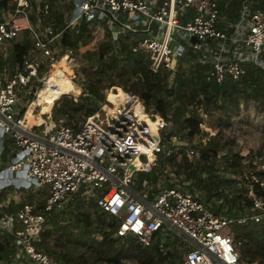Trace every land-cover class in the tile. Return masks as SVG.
Instances as JSON below:
<instances>
[{
  "label": "built area",
  "instance_id": "1",
  "mask_svg": "<svg viewBox=\"0 0 264 264\" xmlns=\"http://www.w3.org/2000/svg\"><path fill=\"white\" fill-rule=\"evenodd\" d=\"M69 1L68 16L56 26L53 0H0V153L7 136L17 147L3 170L12 176L18 172L29 185L47 186L49 193L39 210L21 203L16 221L0 212V221L9 222L6 229L14 235L15 249L0 264H58L38 244L53 211L75 197L91 198L96 209L112 218L115 239L133 238L143 246L158 240L167 250L168 242L175 245L169 238L172 230L187 242L181 247L176 242L178 264H243L232 228L264 221V197L256 196L250 186V206L227 205L225 199L189 188L196 177L179 179L181 172L169 160L183 152L199 157V152L190 140L168 130L167 114L147 108L139 95L111 84L98 110L81 119L66 110L50 124L33 126L25 115L60 59L72 69L71 81L79 80L74 84L80 94H91L89 81L78 76L76 49L62 43L64 32L77 34L84 25L120 57L128 52L142 56L150 71L166 74L168 86L188 67L185 60L203 66L205 82L220 84L240 80L249 68L264 70V10L254 9L253 0H243L237 19L225 21L220 0ZM113 22L120 26L114 35L100 33L98 23ZM181 37L194 57H188ZM25 43L21 59L14 61L15 46ZM23 93L34 98L24 104ZM44 114L49 118L51 111ZM141 173H152V179L136 178ZM251 173L250 180L263 189L264 178ZM165 174L166 186L161 179Z\"/></svg>",
  "mask_w": 264,
  "mask_h": 264
},
{
  "label": "rangeland",
  "instance_id": "2",
  "mask_svg": "<svg viewBox=\"0 0 264 264\" xmlns=\"http://www.w3.org/2000/svg\"><path fill=\"white\" fill-rule=\"evenodd\" d=\"M69 0H53L55 10V21L58 22V17L64 19L68 16V11L70 8ZM230 0H220L219 6L221 4H228ZM257 4V3H256ZM221 19L227 21L229 15L225 13L224 10L220 9ZM98 27L109 35H114L117 27H120L116 22L113 24L98 23ZM174 34H178V31L174 30ZM97 37V38H96ZM92 34L85 32L82 35V40L77 46L76 56L74 61L77 62V70L79 71L78 76H82L85 80H88L90 84L94 83L98 88L100 93H106L109 91L108 87L111 84H117V72H121L124 67L123 57L116 54L113 51L112 45L108 42L102 43V39ZM180 41L186 46L187 53V43L185 38L181 37ZM106 46V47H105ZM103 48V49H102ZM114 53H113V52ZM102 52V58L100 60L99 53ZM111 52V53H110ZM117 63L116 68H111L109 64L111 61ZM184 65L188 64V67L182 69V74H186V77H190L189 69L191 65L188 60H185ZM60 68V67H59ZM94 69L96 71H94ZM99 70H105L104 73H99ZM72 71V70H71ZM262 77H264V70H262ZM58 75L60 79L51 80V84H55L56 88H52L51 84L48 87L47 82L39 91L38 97L35 100L36 109H33L35 115V122L42 123L45 121L50 124L55 121L53 110L58 106L63 104V100L66 96L68 100H72L73 103L85 102L88 106H92L94 110H98L99 105L104 101L103 97H94L92 94L82 95L80 94V87L74 83H79V80L69 81L62 73L58 70L52 72L51 74ZM72 72H70V77ZM66 80V83L64 82ZM114 82V83H113ZM70 83V84H69ZM231 84V81H228ZM68 84L72 85L73 92L75 94L67 93ZM173 83L172 86H175ZM40 84L37 82V87ZM83 87L85 86L82 85ZM190 87L193 86V82H190ZM187 88H184V93L187 95ZM24 95V104L34 98V94ZM164 90L158 93L159 97H163ZM55 100L56 98H58ZM165 99L169 101V105L166 109V114L170 119V124L168 125V130L173 128V130L181 138L185 140H190V145L193 143L201 144L202 146H216L217 151L215 156H210L207 159H201L200 151L199 157H187V163L182 162V156L170 159V164L177 165L181 163V168L178 169L181 173L178 178H188L189 172L192 171L197 175L198 180L189 188H196L203 192V195L214 196L215 198L225 199L231 198L234 194L242 192L244 188V182L242 183L239 179V173L244 172L245 175L249 176L251 172L264 171V113L260 110L256 101L252 98L247 100H241L238 103V108L228 109L227 112H223L219 106V102L215 105H207L206 100H203V93H198V96L193 100L190 98L187 100V105L184 107L179 100H177V95H166ZM70 98V99H69ZM55 100V101H54ZM149 108H153V104H150ZM177 109H184V113L181 115H176ZM51 111V116L45 118V115H40L42 113ZM150 112V111H149ZM76 118H83L85 115V109H78L70 113ZM190 114H196L200 120L199 128L200 133L189 138L185 134V130L179 127L180 121L183 117L189 116ZM44 124V122H43ZM192 139V140H191ZM209 140V141H208ZM2 151L0 153V171L3 170L14 156L17 151V147L14 145L13 141L5 138ZM238 156V157H237ZM179 158V159H178ZM237 160L240 163L239 166L230 167V160ZM7 162V163H6ZM188 174V175H187ZM243 174V175H244ZM161 177L164 186L169 182V177ZM234 175V176H233ZM152 173H141L136 174V178L141 179V177L152 179ZM233 176V177H232ZM257 177V176H256ZM186 181L188 179H185ZM250 189V188H249ZM245 194V192H243ZM250 194V193H246ZM48 187L45 186L41 188L35 184L17 188L14 185L6 186L0 189V207H3L6 213L13 215L16 209L23 202H29L36 210H39L45 199L48 197ZM81 202H78V201ZM88 216L92 225V230L95 238L99 239L101 232L103 230H108L112 218L107 214H102L94 207V201L91 198H78L75 197L66 206H62L61 210L55 209L53 211V216L46 227L50 230V237H44V241H49L50 251L49 254L61 264L65 261L62 255L68 257L69 262L66 264H83V261L92 262L93 258L89 256L85 247L81 245H76L73 238L76 236L68 238V234H76L79 231L87 230L85 223L83 222L84 215ZM14 221L16 219L14 218ZM45 229V230H46ZM169 230V229H168ZM171 241H175V245L168 242V247L175 253L180 251V248L184 243V238L177 234L175 231L169 230ZM233 231V229H232ZM13 235V234H12ZM14 236V235H13ZM60 237L62 239L63 245H55L53 240ZM50 239V240H49ZM126 240H120L118 243L126 244ZM176 242L179 243L177 247ZM119 244V245H120ZM41 247V244H38ZM42 248V247H41ZM4 262V261H3ZM96 264H108L105 261H97ZM255 264V263H253Z\"/></svg>",
  "mask_w": 264,
  "mask_h": 264
},
{
  "label": "trees",
  "instance_id": "3",
  "mask_svg": "<svg viewBox=\"0 0 264 264\" xmlns=\"http://www.w3.org/2000/svg\"><path fill=\"white\" fill-rule=\"evenodd\" d=\"M224 1V0H223ZM257 4L254 5V9L260 8L264 10V0H253ZM243 0H230L226 4H221L219 9L224 10L230 17L231 21H235L240 13ZM59 21L56 26L60 24ZM88 32V29L81 25L77 34H70L64 32L62 36V43L65 45H70L72 47H77L78 41L82 40V35ZM91 34V33H90ZM27 43L19 44L15 46L12 59L14 61L20 60L22 54L25 52ZM106 47V46H105ZM122 48H125L123 46ZM103 49V48H102ZM103 53H99V58L101 60ZM194 57L191 52H188V57ZM132 59V62H131ZM124 64L122 67L124 69L121 72H117V85L122 86L125 90L131 91L139 95L144 101L147 108L150 104H153V111L159 112L161 115H166V109L169 105V101L165 99L166 95H177V100L185 107L187 105V100L190 98L193 100L198 96V93L202 92L206 100L207 105L215 106L219 102V106L223 112H227L228 109L238 108V103L241 100H247L252 98L258 104L260 110L264 113V77H262L263 71L259 68H249L247 73L238 81L228 83L229 80L223 83H207L202 77L203 66L199 63H193L189 69L190 77H186V74L178 73L176 78L175 86H168L165 82L166 74L153 73L147 66L146 60L142 56L132 57V54L127 53L126 57L123 58ZM112 64H109L111 68H116L118 65L113 60ZM105 70H99V73H104ZM190 82H193V86L190 87ZM70 87V86H68ZM187 88V95L184 93V88ZM71 94H75L73 89ZM164 90L163 97H159L158 93ZM42 91V90H41ZM40 91V92H41ZM89 91L94 97H103L105 99V93H100L99 88L95 84L89 85ZM121 93V89H118ZM113 93L109 92L108 98L113 99ZM70 99V98H69ZM78 109H85V116L93 114L96 110L91 106H88L85 102L73 103L72 100H68L65 96L63 104L58 106L53 110L54 117H58L61 113L66 110L70 112L77 111ZM184 109H177L175 114L182 115ZM200 120L196 114H190L181 119L179 127L185 130V134L188 137H193L194 135L200 133L199 128ZM172 131L173 128H171ZM176 131V130H175ZM209 141V140H208ZM193 147L200 151L201 159H207L210 156H215L217 148L216 146H202L201 144H193ZM238 157V156H237ZM182 162L187 163V157L185 153H182ZM190 165V164H188ZM230 167L239 166L240 163L235 160H230ZM177 168H181V163L177 164ZM241 176V181L244 184L242 192H238L231 196V198H225V203L227 205H247L252 204V198L247 197L246 193L249 192L250 186L252 191L256 196L264 197V188L259 187L257 183L250 180V176ZM188 175V174H187ZM254 176L262 179L264 178V171L253 172ZM193 176L197 178V175L190 171L189 177ZM245 192V194L243 193ZM78 202H81L80 200ZM3 210H5L2 207ZM98 210V209H97ZM99 211V210H98ZM104 215L103 212H100ZM84 215V214H82ZM83 222L87 230H81L76 234L70 233L69 237H73V241L76 245H81L85 247V250L91 258L92 262L83 261V264H96L97 261H105L108 264H178L176 253L173 250H164L159 245L158 240H155L149 246H143L138 243L133 238H126V244L118 243L120 240L112 237L114 231V223H108V230H103L101 232L100 238H95L92 229V225L88 216L84 215ZM233 236L235 241H239L238 251L240 254V259L243 264H264V221L252 222L245 225H236L233 228ZM44 237H50V230L46 229L43 233ZM10 238V234L7 235ZM50 240V239H49ZM55 245H63L62 239L60 237L53 240ZM120 244V245H119ZM7 243L4 244L0 242V259L5 258L8 251H13L12 248L7 247ZM42 249L47 253L50 251L49 241H44L41 243ZM65 261L61 264H66L69 262L67 256L62 255Z\"/></svg>",
  "mask_w": 264,
  "mask_h": 264
},
{
  "label": "bare ground",
  "instance_id": "4",
  "mask_svg": "<svg viewBox=\"0 0 264 264\" xmlns=\"http://www.w3.org/2000/svg\"><path fill=\"white\" fill-rule=\"evenodd\" d=\"M60 67V68H59ZM60 71L61 73H62V75H64V77H66L67 79H69V81H71V77L69 76L70 75V72H72L71 70V68L70 67H68L67 65H66V63H65V60L64 59H60L56 64H55V67H54V69L52 70V72H55V71ZM51 72V73H52ZM50 73V75H49V78H48V80L46 81L47 82V84H48V87L50 86V84H51V80L53 79V80H58V79H60L59 77H58V75H54L55 73H53V74H51ZM51 79V80H50ZM64 82L66 83V80H64ZM71 83H73L72 81H71ZM70 84V83H69ZM68 84V86H72V85H69ZM55 84H51V87L52 88H56V85L54 86ZM70 87H68V91H67V93H72V91L70 90ZM42 88V87H41ZM72 88V87H71ZM35 100H36V98H35ZM35 100H34V102H33V104L32 105H30L29 106V108L27 109V112H26V115H25V119L27 120V122H28V124L29 125H33V124H35V123H38V122H35L34 121V119H35V115L36 114H38V113H33V109L35 108L34 106H35ZM151 126H153L152 124H151Z\"/></svg>",
  "mask_w": 264,
  "mask_h": 264
},
{
  "label": "water",
  "instance_id": "5",
  "mask_svg": "<svg viewBox=\"0 0 264 264\" xmlns=\"http://www.w3.org/2000/svg\"><path fill=\"white\" fill-rule=\"evenodd\" d=\"M191 41L193 43L197 42L196 38L194 37L191 38ZM35 89V86H33L32 90L35 91ZM10 185H14L15 187L22 185L28 186L29 182L21 178L18 172L12 176L10 170H3L2 172L0 171V189ZM7 225L9 226V222L0 221V227H6Z\"/></svg>",
  "mask_w": 264,
  "mask_h": 264
},
{
  "label": "crops",
  "instance_id": "6",
  "mask_svg": "<svg viewBox=\"0 0 264 264\" xmlns=\"http://www.w3.org/2000/svg\"><path fill=\"white\" fill-rule=\"evenodd\" d=\"M99 31H100V33H102L103 31L99 28ZM107 35H109V34H107ZM78 42H80V41H78ZM77 46H78V44H77ZM73 48H75V49H77V47H73ZM41 116L42 115H45L44 113H42V114H40ZM45 118H46V115H45ZM35 124H39V123H35ZM35 124H33V126L35 125ZM7 162H9V161H7ZM6 162V163H7ZM17 189V188H16ZM0 212L2 213V214H6V212L2 209V207H0ZM10 234V238H8L7 237V235H9ZM14 241V236L10 233V231L9 230H7L6 229V227H0V242H3L4 244H6L7 243V245L10 247V248H12V252L11 251H8V253H6V255H5V258H2V259H0V261H6V260H8L9 259V257H10V255H12V254H14L15 253V249H14V247H13V245H12V242ZM7 246V247H8ZM8 247V248H9Z\"/></svg>",
  "mask_w": 264,
  "mask_h": 264
}]
</instances>
